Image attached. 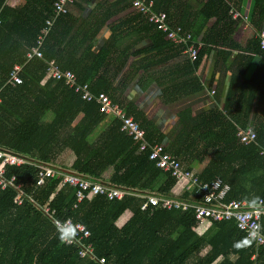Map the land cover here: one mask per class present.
Instances as JSON below:
<instances>
[{
	"label": "trees",
	"instance_id": "trees-1",
	"mask_svg": "<svg viewBox=\"0 0 264 264\" xmlns=\"http://www.w3.org/2000/svg\"><path fill=\"white\" fill-rule=\"evenodd\" d=\"M51 3L52 0H25L21 9L15 10L0 0V149L107 180L128 192L121 198L96 195L77 202L74 188L59 185L60 177H46L38 184L35 164H6L4 176L15 175L14 183H22L25 195L17 203L14 186H0V264H98L80 257L75 245L60 240L54 217L82 222L90 232L88 239L95 254L104 256L106 264H264V247H257L247 238L233 218L212 221L206 231L198 233L191 229L195 219L192 208H140L146 200L141 195L145 192L182 198L192 193L182 188L177 194L183 181L171 171L155 166L147 150L139 151L138 144L120 130L118 118L108 117L106 128L94 140L90 139L108 116L97 101L82 99L61 80L48 78L42 82L46 60L55 58L61 68L73 70L79 82H87L94 94L110 93L106 77L95 75L97 69L88 70L89 64L104 60V50L93 54L84 47L77 54L79 44L66 42L65 36L56 38L58 23L68 10L59 14L39 46L43 57L26 59V51L36 45L45 19L53 14ZM152 8L166 11L174 23L190 30L191 11L182 8L177 16L175 7L171 11L166 3L157 4L156 0ZM229 9L226 0H206L195 16L205 21L214 16L210 32L225 35L239 21V17L227 13ZM136 12L140 28L151 32L152 51L164 47L165 61L174 58L175 65L171 63L168 70L173 77L164 86V98L169 100L200 88L195 69L202 50L195 60H190L183 51L184 43L176 44ZM250 16L257 31L246 47L236 43L230 46L238 52L231 63L221 108L213 105L194 115L183 109L178 114L179 126L167 135L154 131L142 112L132 115L128 107L126 111L144 128L148 142L168 144L183 167L191 169L193 163H199L196 175L201 182L220 177L230 186L227 200L253 203L264 201V154L260 153L264 146V51L257 36L264 28V0H254ZM61 44L71 49L64 50ZM223 53L226 58L230 51ZM14 63L22 64V82L15 85L6 81ZM65 103L69 108L61 114ZM248 124L256 138L248 143L239 142L236 130L245 129ZM66 150L74 155L68 164L64 162L66 155L62 156ZM44 204L54 210L51 216L42 210ZM126 211L128 218L117 225L116 220ZM144 229L150 233L138 243ZM261 230L264 232V216Z\"/></svg>",
	"mask_w": 264,
	"mask_h": 264
},
{
	"label": "crops",
	"instance_id": "crops-1",
	"mask_svg": "<svg viewBox=\"0 0 264 264\" xmlns=\"http://www.w3.org/2000/svg\"><path fill=\"white\" fill-rule=\"evenodd\" d=\"M24 1L5 0V4L12 9L20 10ZM162 2L166 3L171 11H174L175 7L177 16L182 8L185 12H192L188 17V28L194 38L201 42L202 50L201 59L195 69L201 87L185 94L172 96L169 100L164 98V86L172 81L173 75L169 71L174 58L165 61V56L162 55L166 50L164 47L158 48L159 51H152L151 46L154 42L151 32L140 28L137 12L130 5V0H73L68 4L67 16L58 23L59 34L56 38L65 36V41L70 40L73 44H79V50L76 47L77 54L84 47H88L93 54L104 50L106 53L104 60L89 64L88 70L97 69L95 75L101 74L106 77L109 83V97L124 111L128 107L132 115L135 111L142 112L154 131L158 130L167 135L179 126L178 114L181 110L189 109L194 115L203 113L213 105L221 108L231 74V63L238 52V50H231L230 46L236 43L246 47L255 37L257 29L250 20L254 0H226L230 9L233 8L239 12L237 16L239 21L228 30L227 34L224 33L225 35L210 32L216 20L214 16L207 21L195 16L196 11L204 5L206 0H156L157 4ZM53 16L52 14L48 18ZM58 16L54 18V21ZM60 47L64 50L71 49L64 44ZM224 50L230 51L226 58H224ZM182 54L185 53L182 52ZM176 60L182 63V60ZM47 79L44 75L42 82ZM211 90L214 91L213 94ZM68 108L69 104L65 103L60 113L64 114ZM107 115L91 134L90 139L94 140L106 128L108 117L112 116ZM67 153L68 155L71 153L72 161L74 155L70 150L64 151L62 156H67ZM192 167L197 171L201 165L193 163ZM181 189L182 186L177 190V194L181 193ZM127 218L126 211L116 220L117 225L123 224ZM210 225L211 223L203 226L197 232L206 231ZM149 233V229H144L138 236L137 242H143Z\"/></svg>",
	"mask_w": 264,
	"mask_h": 264
},
{
	"label": "built area",
	"instance_id": "built-area-1",
	"mask_svg": "<svg viewBox=\"0 0 264 264\" xmlns=\"http://www.w3.org/2000/svg\"><path fill=\"white\" fill-rule=\"evenodd\" d=\"M72 1L52 0L54 16L53 18L45 19L44 25L37 36L36 45L31 46L26 51L25 56L27 60L32 57H43L39 46L53 25L54 18L59 14L67 12L68 4ZM131 6L135 11L143 15L147 22L153 23L161 29L167 38L176 44L184 43L185 47L183 51L187 53L190 60L197 58L201 42L193 38L190 30L183 29L180 24L174 23L166 11H155L152 8L153 0H131ZM230 14L233 18L239 16V12L233 8L230 9ZM257 36L259 46L264 51V28L258 31ZM46 62V78L61 80L67 87L78 93L82 99H94L97 101L100 104V110L119 119L120 130L129 135L133 143L138 144L139 151L147 150L148 158L154 160L155 166L162 170L171 171L177 179L183 181L182 188L192 193L188 198H182L162 195L154 191L145 192L141 194L146 197V200L140 206L142 210H145L149 206L180 210L192 208L195 218L192 225L193 230H199L212 221L233 218L236 226L247 238L253 240L257 247H264V232L261 230V218L264 216V201L262 199L253 203L244 199L227 200L226 196L230 189L228 183L222 181L220 177H216L211 181L201 182L196 175V170L183 167L180 159L168 149V144L148 142L145 137V130L140 126L139 122L131 114H127L107 93L99 92L98 94H94L89 89L87 82H79L75 72L68 68H61L56 59L50 58ZM21 68V63H14L6 81L13 85L21 83ZM213 92L211 90V94ZM236 137L239 142L248 143L255 140L256 133L250 125L245 129L238 127ZM260 153L264 154V146L261 147ZM23 163H32L38 167L36 180L38 184L42 183L46 177L54 175L60 177L59 185L68 184L74 188L77 202L85 198H93L96 195H103L109 199L121 198L128 192L124 188L113 185L107 180L79 174L50 163L34 161L21 154L0 149V186L13 185L17 191L14 196V200L17 203H21L25 195L22 183H14L15 175L6 178L4 176V168L6 164L20 165ZM194 194L200 197L197 199L192 196ZM41 208L50 216L54 211L47 204L41 205ZM53 220L57 226L59 236H63V240L60 239L63 243L75 245L80 257H88L98 264H106L104 256H97L95 254L94 246L88 239L90 232L82 222L75 221L71 217L63 220L54 217Z\"/></svg>",
	"mask_w": 264,
	"mask_h": 264
},
{
	"label": "rangeland",
	"instance_id": "rangeland-1",
	"mask_svg": "<svg viewBox=\"0 0 264 264\" xmlns=\"http://www.w3.org/2000/svg\"><path fill=\"white\" fill-rule=\"evenodd\" d=\"M64 110V109H63ZM71 161V153H69V155H68V153H67V156H66V158L64 159V162L65 163H69ZM203 251V250H202Z\"/></svg>",
	"mask_w": 264,
	"mask_h": 264
},
{
	"label": "clouds",
	"instance_id": "clouds-1",
	"mask_svg": "<svg viewBox=\"0 0 264 264\" xmlns=\"http://www.w3.org/2000/svg\"><path fill=\"white\" fill-rule=\"evenodd\" d=\"M59 238H60L61 240H63V236H62V235H60Z\"/></svg>",
	"mask_w": 264,
	"mask_h": 264
}]
</instances>
